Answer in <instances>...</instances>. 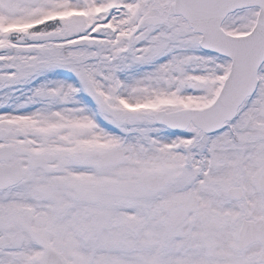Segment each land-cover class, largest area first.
Masks as SVG:
<instances>
[{
  "label": "snow or ice",
  "instance_id": "obj_1",
  "mask_svg": "<svg viewBox=\"0 0 264 264\" xmlns=\"http://www.w3.org/2000/svg\"><path fill=\"white\" fill-rule=\"evenodd\" d=\"M0 264H264V0H0Z\"/></svg>",
  "mask_w": 264,
  "mask_h": 264
}]
</instances>
